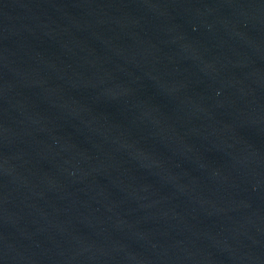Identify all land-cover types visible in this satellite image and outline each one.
Here are the masks:
<instances>
[{
    "label": "water",
    "instance_id": "obj_1",
    "mask_svg": "<svg viewBox=\"0 0 264 264\" xmlns=\"http://www.w3.org/2000/svg\"><path fill=\"white\" fill-rule=\"evenodd\" d=\"M0 264H264V0H0Z\"/></svg>",
    "mask_w": 264,
    "mask_h": 264
}]
</instances>
